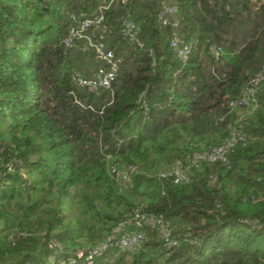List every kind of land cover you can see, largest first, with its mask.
Returning <instances> with one entry per match:
<instances>
[{
    "label": "trees",
    "instance_id": "16d2710c",
    "mask_svg": "<svg viewBox=\"0 0 264 264\" xmlns=\"http://www.w3.org/2000/svg\"><path fill=\"white\" fill-rule=\"evenodd\" d=\"M172 1L178 26H161L160 0L105 11L123 64L91 93L74 77L100 62L84 40H64L70 15L91 17L101 1L0 0V264H87L77 252L137 212L159 221L141 228L144 244L94 264H264V81L257 108L230 106L264 66V0ZM126 20L141 48L124 39ZM174 32L192 47L185 63ZM237 131L250 140L228 164L200 161L189 183L158 177ZM73 197L86 215L75 222L64 208Z\"/></svg>",
    "mask_w": 264,
    "mask_h": 264
},
{
    "label": "built area",
    "instance_id": "2783aa9c",
    "mask_svg": "<svg viewBox=\"0 0 264 264\" xmlns=\"http://www.w3.org/2000/svg\"><path fill=\"white\" fill-rule=\"evenodd\" d=\"M101 5L98 11L91 17H87L85 14H80L78 18L74 14L70 17L75 20L76 26H71L68 30L67 37L64 40V45L70 47L76 40H84L83 50L91 52L95 60L100 62L101 66L94 69L91 78H83L80 75H75L74 81L81 87L86 88L91 93H98L100 90L109 89L118 77L121 66L123 64V58L117 56L112 50H110L106 43V35L109 31L105 24V11L114 3H118L122 6H126L131 0H99ZM153 1V0H151ZM178 6L173 3L172 0H160V8L158 21L163 27H168L170 24L174 26L179 25L178 19ZM140 28L132 20H126L122 25V35L125 40L129 41L136 47L141 48L142 42L139 40ZM170 47L176 52L178 58L183 63L187 62L192 56V47L185 44L184 40L178 32H174L170 38ZM264 81V66L260 74L253 78L245 91H243L241 97L234 102L230 103L232 107H246L255 109L258 106L256 91L260 84ZM144 106L145 102H144ZM250 140L249 136L240 131L235 132L232 137L226 141L223 145L212 149L210 152L203 154H195L188 162L190 165H185L181 161L175 163V168L166 172H159L160 178H172L176 184L189 183L191 174L188 170L190 167L197 166L200 161L216 162L221 161L228 164V153L232 148L238 144H245ZM133 169L130 173H133ZM122 173L123 179L129 187L133 186L131 178L125 176ZM156 222L149 218L145 214L137 212L132 218L124 220L116 226L110 235H108L103 242L87 247L84 250L77 252L78 258H84L87 264H94L96 258H102L111 249H121L127 251H133L136 248L141 247L146 241V235L141 231V228L145 225H152ZM135 226L138 230L136 232L129 231L130 226ZM164 237H168L165 231H162ZM192 242V240L190 241ZM170 244L176 246L177 242L171 241ZM52 261L55 262L54 258ZM74 263V262H72ZM64 264V263H62Z\"/></svg>",
    "mask_w": 264,
    "mask_h": 264
},
{
    "label": "rangeland",
    "instance_id": "374dc122",
    "mask_svg": "<svg viewBox=\"0 0 264 264\" xmlns=\"http://www.w3.org/2000/svg\"><path fill=\"white\" fill-rule=\"evenodd\" d=\"M92 70H94V68ZM173 166L175 168V163H174V165L172 164V167ZM160 169H161V167L157 168L155 170H157V172H159ZM147 170L148 171H146V174L148 176L152 175V174H154L156 172L154 169H147ZM120 178H121V176H120ZM134 198H135L134 199L135 201L142 200L141 197H134ZM64 208L66 209L67 215L68 216L70 215L73 218L74 222L77 221L78 218L84 219L86 217V215H83V213H82V203L80 202L79 198L73 197V199H72V207L69 206V200L66 201L64 203ZM97 244H99V243H97ZM97 244H95V245H97ZM95 245H90L89 247H92V246H95Z\"/></svg>",
    "mask_w": 264,
    "mask_h": 264
},
{
    "label": "water",
    "instance_id": "95a60500",
    "mask_svg": "<svg viewBox=\"0 0 264 264\" xmlns=\"http://www.w3.org/2000/svg\"><path fill=\"white\" fill-rule=\"evenodd\" d=\"M73 98V97H72Z\"/></svg>",
    "mask_w": 264,
    "mask_h": 264
}]
</instances>
